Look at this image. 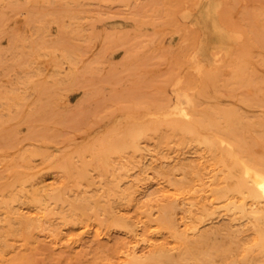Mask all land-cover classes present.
Masks as SVG:
<instances>
[{"label": "rangeland", "instance_id": "374dc122", "mask_svg": "<svg viewBox=\"0 0 264 264\" xmlns=\"http://www.w3.org/2000/svg\"><path fill=\"white\" fill-rule=\"evenodd\" d=\"M176 80L188 128L159 112ZM242 162L264 0H0V264H264Z\"/></svg>", "mask_w": 264, "mask_h": 264}, {"label": "bare ground", "instance_id": "6f19581e", "mask_svg": "<svg viewBox=\"0 0 264 264\" xmlns=\"http://www.w3.org/2000/svg\"><path fill=\"white\" fill-rule=\"evenodd\" d=\"M183 14H185V11ZM187 14L184 16H187ZM230 39H231V37H230ZM232 39H235V38H232ZM238 41H239V39H238ZM204 42H206V41H204ZM200 44H203V43H200ZM204 44H203V46H204ZM215 47L224 50V52H226V50L228 48L227 44L222 39V37L219 40V42H217ZM230 51H227L226 53H229ZM171 94H173L171 100L168 103H166L163 107H161L159 112H160L162 118L165 121H167V123H169L173 128H175V129L188 128L187 127L189 125L188 122L189 123L191 122V119L193 116L192 112H193L194 102L191 98H189L188 96H186L184 94L183 90L181 89V81L180 80H176L175 82H173L171 84ZM191 129H193V128L191 127ZM199 133H200V137L202 139L210 140V138L207 135H205L204 132L199 131ZM211 138H218L220 140L219 143L221 145L226 144V143L228 145H231L223 136H221L219 134H213V135H211ZM242 166H243V175L247 178L249 184L247 183L248 185L246 184L244 189L241 186L231 184L230 186H228L227 192H236V193H240L242 195H244L245 192L249 193V195L253 199V202L251 204L252 209L246 208V202H245L246 197L244 196L241 199V211L244 214H249V215H252L256 218H258V217L260 218L261 216H264V169L259 168L256 165H251V164L246 163V162H242ZM259 193H261L262 196L259 197ZM192 229L193 228L189 225L185 226V232L186 233L190 232ZM254 234H255L254 240L256 241V243L261 245L262 248H264V229H263V227L257 226L254 229ZM137 245H138V243L133 244V246H132L133 252L136 251ZM131 254H132V252H130V251H127V253H126L127 256H130Z\"/></svg>", "mask_w": 264, "mask_h": 264}]
</instances>
